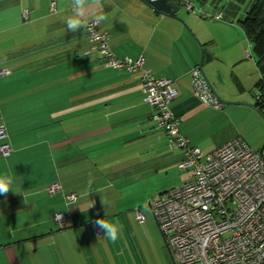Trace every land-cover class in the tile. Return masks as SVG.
I'll return each mask as SVG.
<instances>
[{
	"label": "crops",
	"instance_id": "0c3cea01",
	"mask_svg": "<svg viewBox=\"0 0 264 264\" xmlns=\"http://www.w3.org/2000/svg\"><path fill=\"white\" fill-rule=\"evenodd\" d=\"M189 1L222 18L183 7L169 16L144 0H105L87 19L105 15L99 29L118 57L144 55L156 77L174 80L178 95L170 108L181 118L180 131L209 152L234 137L244 140L248 130L237 121L264 127L255 97L264 70L242 22L258 0ZM70 14L71 0H0V70H10L0 76V116L12 147L0 155V174L15 176L13 190L0 194V264H153L155 253H170L148 201L186 180L182 151L152 120L140 70L105 67L88 51L85 29L68 32ZM200 61L226 101L222 109L194 96L190 72ZM54 182L62 189L49 193ZM70 193L76 199L67 203ZM136 209L146 213L144 222L135 219ZM59 212L64 227L54 220ZM100 218L123 225L117 242L95 235Z\"/></svg>",
	"mask_w": 264,
	"mask_h": 264
},
{
	"label": "built area",
	"instance_id": "2783aa9c",
	"mask_svg": "<svg viewBox=\"0 0 264 264\" xmlns=\"http://www.w3.org/2000/svg\"><path fill=\"white\" fill-rule=\"evenodd\" d=\"M171 1L202 18H222L221 13L208 14L189 0ZM28 15L29 11L23 10L22 16ZM85 34L88 51L97 52L105 67L140 70V87L144 101L153 108L152 120L166 134L169 144L182 151L179 167L188 172L186 180L148 201L172 260L176 264H264V151L255 150L238 136L209 152L191 144L180 131L181 118L170 108L178 95L174 80L156 77L144 66V55L136 59L118 57L109 46V33L101 31L99 24H90ZM9 73V69L0 70V76ZM190 73L194 96L207 107L222 109L224 102L213 93L201 68L195 65ZM255 97L264 115V82L257 85ZM8 140L0 116L2 157L12 151ZM61 189L60 183L54 182L47 191ZM75 199L74 193L65 195L67 203ZM134 216L139 223L145 221L139 209ZM54 220L64 227L66 214L56 213ZM93 230L101 237L95 223Z\"/></svg>",
	"mask_w": 264,
	"mask_h": 264
},
{
	"label": "clouds",
	"instance_id": "9594fccd",
	"mask_svg": "<svg viewBox=\"0 0 264 264\" xmlns=\"http://www.w3.org/2000/svg\"><path fill=\"white\" fill-rule=\"evenodd\" d=\"M104 3L105 0H71V14L64 19L68 32H77L81 29H88L90 24H100L106 21L107 17L103 14L95 15L91 22L87 19L89 9L93 7L102 8ZM14 182V175L8 173L0 174V194L6 196L10 190H13ZM102 203L105 204L103 200ZM95 225L104 233L103 238H106L113 243L120 239L123 225L118 221H109L105 218H100L95 221Z\"/></svg>",
	"mask_w": 264,
	"mask_h": 264
},
{
	"label": "trees",
	"instance_id": "16d2710c",
	"mask_svg": "<svg viewBox=\"0 0 264 264\" xmlns=\"http://www.w3.org/2000/svg\"><path fill=\"white\" fill-rule=\"evenodd\" d=\"M242 22L246 32L253 39L255 51L260 56L258 64L264 70V0L255 2Z\"/></svg>",
	"mask_w": 264,
	"mask_h": 264
},
{
	"label": "rangeland",
	"instance_id": "374dc122",
	"mask_svg": "<svg viewBox=\"0 0 264 264\" xmlns=\"http://www.w3.org/2000/svg\"><path fill=\"white\" fill-rule=\"evenodd\" d=\"M237 122H238L241 130L242 129L248 130L247 131L248 133H246V132L241 133V136L244 138V140L255 150L260 151L262 149V151H264V137L261 138V135H260V132H262V134H264V127L257 125L255 123V121H237ZM247 134H251L250 136H253L256 139H257V137H259L260 139H258V141H256V142L250 141L249 138L247 137ZM150 211H151V208H150ZM143 214H146V213H143ZM151 214L153 215L152 211H151ZM159 252L160 253H155V257H153L154 258L153 264H176L172 260V258L170 257V255L168 253L165 254V253H162L161 251H159ZM191 264H202V263L195 262V263H191Z\"/></svg>",
	"mask_w": 264,
	"mask_h": 264
},
{
	"label": "water",
	"instance_id": "95a60500",
	"mask_svg": "<svg viewBox=\"0 0 264 264\" xmlns=\"http://www.w3.org/2000/svg\"><path fill=\"white\" fill-rule=\"evenodd\" d=\"M145 1L151 6H153L155 9L161 12L167 13L169 16L176 15L180 10L179 5L171 0H145ZM201 64H202V61H200L199 63L200 68H201ZM211 88H212L213 93L220 99V97L218 96L212 84H211ZM223 102L226 103V101H223Z\"/></svg>",
	"mask_w": 264,
	"mask_h": 264
}]
</instances>
